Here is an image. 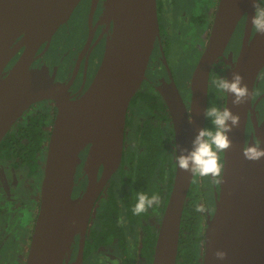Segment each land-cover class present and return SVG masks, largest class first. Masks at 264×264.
I'll use <instances>...</instances> for the list:
<instances>
[{"label": "water", "instance_id": "obj_1", "mask_svg": "<svg viewBox=\"0 0 264 264\" xmlns=\"http://www.w3.org/2000/svg\"><path fill=\"white\" fill-rule=\"evenodd\" d=\"M79 1L0 0V141L32 103L53 99L57 107L26 264H68L77 233L81 249L93 204L120 164L126 108L144 79L159 36L156 0H104L103 13L112 20V28L101 62L84 94L70 100L57 91L45 70L30 69L29 64L40 44L50 40ZM252 3L218 1L208 42L191 76L190 120L178 93L173 89L161 91L171 114L176 145L190 149L196 130L204 126L210 67L222 55L245 14L239 53L226 77L231 79L233 71L239 72L250 94L242 105L233 106L231 94L226 93L225 107L239 115L240 123L229 134L232 148L223 152V177L214 212L203 232L201 264H264V159L251 162L242 155V148L254 143L244 145L246 113L256 75L264 66V35L254 31L249 39ZM22 47L18 59L4 72ZM256 130L257 142L264 148V124ZM86 146L81 166L86 183L72 197L79 155ZM192 176L175 163L151 264H175L182 210ZM217 250L227 253L225 260L214 257ZM79 255L70 264H81Z\"/></svg>", "mask_w": 264, "mask_h": 264}, {"label": "flooded vegetation", "instance_id": "obj_2", "mask_svg": "<svg viewBox=\"0 0 264 264\" xmlns=\"http://www.w3.org/2000/svg\"><path fill=\"white\" fill-rule=\"evenodd\" d=\"M218 1L156 0L159 36L154 41L144 79L126 108L120 164L93 204L81 249L80 235L76 234L68 264L79 252L81 264H151L169 195L166 185L171 166L174 176L176 154L173 153L176 138L171 114L161 91L175 90L190 120L191 77L178 80L171 61L183 54L189 45L191 52L196 53L199 49L194 62L197 64L208 42ZM103 6L104 0H80L67 21L58 26L48 42L40 44L30 61V69L45 70L57 91L70 100L84 94L101 62L105 41L112 28V20L104 15ZM245 17V14L241 16L222 55L210 67L206 107H225L226 93L218 89L214 81L226 77L238 56ZM254 31L252 25L249 39ZM196 40L200 42L197 44ZM22 51L23 47L8 62L4 72L7 73ZM56 112L53 99L32 103L0 141V264L27 262L40 209L46 151ZM263 124L264 66L256 75L246 113L245 146L257 142L256 129ZM203 127H208L205 118ZM30 148L35 151L31 152ZM87 149L88 146L79 155L72 197L80 193L86 183V177H81V166ZM161 157H164L163 161ZM219 157L223 165V152ZM101 170L100 166L97 177ZM139 192L149 196L158 193L159 206L134 215L132 209ZM218 193L219 182H214L211 177L192 176L185 202L192 200L193 208L202 205L206 209L203 213L197 211L200 264L203 232L214 212ZM120 218H123V224L118 223Z\"/></svg>", "mask_w": 264, "mask_h": 264}, {"label": "clouds", "instance_id": "obj_3", "mask_svg": "<svg viewBox=\"0 0 264 264\" xmlns=\"http://www.w3.org/2000/svg\"><path fill=\"white\" fill-rule=\"evenodd\" d=\"M252 7L254 14L251 23L257 33L264 35V0H253ZM214 83L218 89L231 94L233 106L242 105L249 97L248 86L243 82V77L239 72L233 71L231 79L220 77ZM202 114L211 127H200L196 130L190 149L174 145L173 153L179 151V155L175 154V163L181 171L200 177H211L214 182H222L223 165L220 162L219 153L232 148L233 142L229 134L239 127L240 117L228 107L217 108L214 105L206 107ZM242 155L248 161L258 162L264 159V148L259 142L252 143L242 148ZM159 204L158 193L149 196L144 192H139L132 212L139 216ZM196 211L203 213L206 209L201 205L197 206ZM123 222V218L118 220L119 224ZM213 255L220 261L227 257V253L222 250L215 251Z\"/></svg>", "mask_w": 264, "mask_h": 264}, {"label": "trees", "instance_id": "obj_4", "mask_svg": "<svg viewBox=\"0 0 264 264\" xmlns=\"http://www.w3.org/2000/svg\"><path fill=\"white\" fill-rule=\"evenodd\" d=\"M208 127H211L207 121ZM153 149V148H152ZM31 152L35 151V148H30ZM162 161L164 157H161ZM157 160V159H156ZM156 163V161H154ZM172 166L170 169V175L168 178L167 194L169 193L172 183ZM110 205V203H108ZM199 217L195 208L192 206V200L186 201L182 210V216L179 229V240L176 254V264H200V243L201 235L199 233Z\"/></svg>", "mask_w": 264, "mask_h": 264}, {"label": "rangeland", "instance_id": "obj_5", "mask_svg": "<svg viewBox=\"0 0 264 264\" xmlns=\"http://www.w3.org/2000/svg\"><path fill=\"white\" fill-rule=\"evenodd\" d=\"M183 23H181L180 25H182ZM184 30V27H183ZM182 33V31H181ZM194 42V40H193ZM198 41L196 40V43ZM200 42V41H199ZM198 42V43H199ZM197 43V44H198ZM192 49L189 45H186V49L183 52V54L174 57L171 61V67H172V71L174 76L178 79V80H186L189 79L191 77V74L193 72L194 69V62L197 60L198 54H199V49L196 50L195 52H191Z\"/></svg>", "mask_w": 264, "mask_h": 264}]
</instances>
